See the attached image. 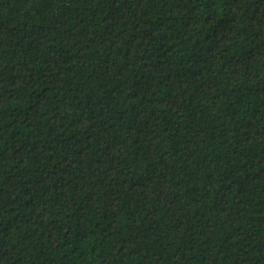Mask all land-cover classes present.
<instances>
[{"label": "trees", "instance_id": "obj_1", "mask_svg": "<svg viewBox=\"0 0 264 264\" xmlns=\"http://www.w3.org/2000/svg\"><path fill=\"white\" fill-rule=\"evenodd\" d=\"M0 264H264V0H0Z\"/></svg>", "mask_w": 264, "mask_h": 264}]
</instances>
